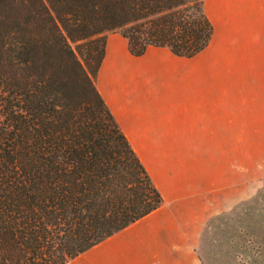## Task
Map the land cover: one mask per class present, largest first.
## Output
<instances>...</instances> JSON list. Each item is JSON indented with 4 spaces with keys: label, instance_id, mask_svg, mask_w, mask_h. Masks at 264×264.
<instances>
[{
    "label": "trees",
    "instance_id": "trees-1",
    "mask_svg": "<svg viewBox=\"0 0 264 264\" xmlns=\"http://www.w3.org/2000/svg\"><path fill=\"white\" fill-rule=\"evenodd\" d=\"M131 55L204 50V0H0V264H66L163 203L95 86Z\"/></svg>",
    "mask_w": 264,
    "mask_h": 264
},
{
    "label": "rangeland",
    "instance_id": "rangeland-1",
    "mask_svg": "<svg viewBox=\"0 0 264 264\" xmlns=\"http://www.w3.org/2000/svg\"><path fill=\"white\" fill-rule=\"evenodd\" d=\"M204 1L216 33L202 54L207 70L196 63L191 71L207 93L219 94L212 97L219 118L212 122L216 142L187 145L207 152L210 176L199 252L207 264H264V0H219L218 9L213 0ZM112 33L118 32L107 36ZM128 64L133 70L140 62ZM144 82L138 76L134 85L141 91ZM166 82L157 73L152 91ZM194 100L190 95L150 100L151 121L161 129L194 131L187 136H207V112L191 109ZM201 206L194 202L191 215L197 219Z\"/></svg>",
    "mask_w": 264,
    "mask_h": 264
},
{
    "label": "crops",
    "instance_id": "crops-1",
    "mask_svg": "<svg viewBox=\"0 0 264 264\" xmlns=\"http://www.w3.org/2000/svg\"><path fill=\"white\" fill-rule=\"evenodd\" d=\"M213 1L218 9L219 0ZM206 15L213 26L212 38L204 50L189 58L155 46H149L141 56H133L124 37L119 33L108 34L95 86L149 173L163 203L66 264H207L199 252V232L207 214L210 185L207 152L187 146L217 141L211 135L212 122L219 118L218 104L212 97L219 94L207 93V87L196 83V73L191 71L196 63L207 70V57L202 54L212 42L216 28ZM134 59L140 65L132 70L128 62ZM157 73L167 78L159 92L151 89ZM138 76L145 80L141 91L139 85H134ZM186 95L195 97L191 109L207 112V136H187L184 134L194 131L161 129V125L151 121L147 105L150 100L158 97L167 101ZM197 200L202 204L198 219L191 215ZM185 216L186 222L193 223L190 229L183 221Z\"/></svg>",
    "mask_w": 264,
    "mask_h": 264
}]
</instances>
